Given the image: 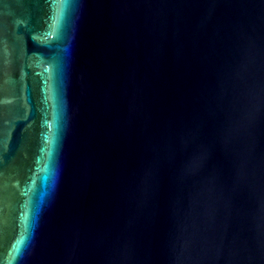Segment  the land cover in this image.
<instances>
[{
    "label": "water",
    "instance_id": "obj_1",
    "mask_svg": "<svg viewBox=\"0 0 264 264\" xmlns=\"http://www.w3.org/2000/svg\"><path fill=\"white\" fill-rule=\"evenodd\" d=\"M0 264H264V0H0Z\"/></svg>",
    "mask_w": 264,
    "mask_h": 264
}]
</instances>
